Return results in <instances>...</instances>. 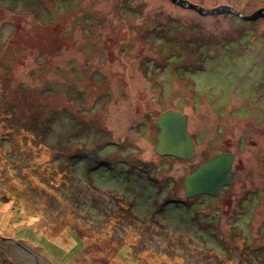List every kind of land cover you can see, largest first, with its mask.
Returning <instances> with one entry per match:
<instances>
[{
	"label": "rangeland",
	"instance_id": "obj_1",
	"mask_svg": "<svg viewBox=\"0 0 264 264\" xmlns=\"http://www.w3.org/2000/svg\"><path fill=\"white\" fill-rule=\"evenodd\" d=\"M236 18L0 0V264H264V17ZM168 110L189 117L191 163L155 158L144 115ZM222 151L235 182L180 205L185 177Z\"/></svg>",
	"mask_w": 264,
	"mask_h": 264
},
{
	"label": "water",
	"instance_id": "obj_2",
	"mask_svg": "<svg viewBox=\"0 0 264 264\" xmlns=\"http://www.w3.org/2000/svg\"><path fill=\"white\" fill-rule=\"evenodd\" d=\"M168 1L178 7L193 10L202 16L225 13L247 22L264 17V10L250 16H242V14L228 6L204 9L185 0ZM144 116L148 119L147 114ZM154 124L158 128L154 147L155 154L187 163H191L195 159L196 146L188 132V115L177 111H165L154 120ZM233 160L232 154L222 153L200 164L184 179L185 197L187 199L198 196L217 197L222 189L232 185L230 174Z\"/></svg>",
	"mask_w": 264,
	"mask_h": 264
},
{
	"label": "flooded vegetation",
	"instance_id": "obj_3",
	"mask_svg": "<svg viewBox=\"0 0 264 264\" xmlns=\"http://www.w3.org/2000/svg\"><path fill=\"white\" fill-rule=\"evenodd\" d=\"M147 122H153L154 123V118H152L150 115L148 116V119L145 117L144 118ZM188 124H189V117H188ZM157 135V134H156ZM156 135H155V137H156ZM191 137V136H190ZM192 138V137H191ZM124 140H125V138H124ZM193 140V139H192ZM120 141V140H119ZM121 142H123L122 140H121ZM194 142V141H193ZM110 145H113L114 147H116L117 146V148H120L122 145L121 144H110ZM119 146V147H118ZM153 153L155 154V152H154V148H153ZM222 153H229V154H231L230 152H226V151H222V152H219V153H216V154H214V156H216V155H218V154H222ZM214 156H212V157H214ZM212 157H210V158H212ZM155 158H157L158 160H161V159H173V160H178V159H175V158H171V157H167V156H159V155H157V154H155ZM210 158H208L206 161H208ZM233 158H234V156H233ZM179 161H182V160H179ZM206 161H204V162H206ZM132 162L134 163H140V164H142V165H144V166H148V165H150V164H145V163H143L139 158H135L134 157V159L132 160ZM182 162H185V161H182ZM203 162V163H204ZM185 163H187V162H185ZM233 163H234V160H233ZM192 172H193V170H192ZM230 177H231V180H232V184L235 182V176H234V174H233V168H232V172H231V174H230ZM227 188V187H226ZM225 189V188H224ZM223 190V189H222ZM221 190V191H222ZM183 195H184V192H183ZM177 196H175V198H176ZM200 197H206V198H215V197H210V196H200ZM185 199V200H184ZM184 199L182 200H180L181 202V204L180 205H189V203L192 201V200H194L193 198L192 199H187L186 197H185V195H184Z\"/></svg>",
	"mask_w": 264,
	"mask_h": 264
},
{
	"label": "trees",
	"instance_id": "obj_4",
	"mask_svg": "<svg viewBox=\"0 0 264 264\" xmlns=\"http://www.w3.org/2000/svg\"><path fill=\"white\" fill-rule=\"evenodd\" d=\"M231 17H234V18H236L235 16H233V15H230ZM236 19H238V18H236ZM206 198V197H205Z\"/></svg>",
	"mask_w": 264,
	"mask_h": 264
}]
</instances>
